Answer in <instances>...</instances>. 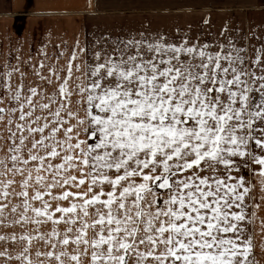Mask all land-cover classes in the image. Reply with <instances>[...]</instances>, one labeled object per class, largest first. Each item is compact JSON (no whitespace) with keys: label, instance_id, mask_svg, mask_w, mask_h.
<instances>
[{"label":"snow or ice","instance_id":"snow-or-ice-1","mask_svg":"<svg viewBox=\"0 0 264 264\" xmlns=\"http://www.w3.org/2000/svg\"><path fill=\"white\" fill-rule=\"evenodd\" d=\"M227 31L0 65L3 264H264V36Z\"/></svg>","mask_w":264,"mask_h":264},{"label":"crops","instance_id":"crops-1","mask_svg":"<svg viewBox=\"0 0 264 264\" xmlns=\"http://www.w3.org/2000/svg\"><path fill=\"white\" fill-rule=\"evenodd\" d=\"M225 24V36L240 38L253 31L264 36V0H0V65L16 66L15 57L21 62L32 57L35 62L44 43L51 54L55 45L63 48L65 41L71 46L78 38L84 45L109 34L126 38L128 33L163 31L176 35L180 29L193 38L202 31L205 40H223ZM246 42L258 43L240 40ZM19 66L25 71L23 64ZM27 79L35 80L30 70ZM255 243L259 252V232Z\"/></svg>","mask_w":264,"mask_h":264}]
</instances>
